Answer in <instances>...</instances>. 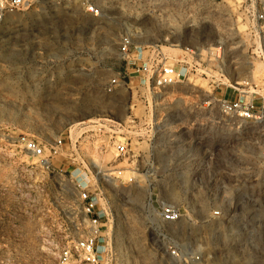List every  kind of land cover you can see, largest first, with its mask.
<instances>
[{"label": "rangeland", "instance_id": "374dc122", "mask_svg": "<svg viewBox=\"0 0 264 264\" xmlns=\"http://www.w3.org/2000/svg\"><path fill=\"white\" fill-rule=\"evenodd\" d=\"M96 1L101 21L77 4L38 0L0 26V264H59L89 231L85 188L108 218L102 264H187L171 257L176 244L202 264H264V122L225 115L215 100L231 99L241 80L264 96V64L251 58L244 26L201 10L187 13L191 26L171 19L162 29L129 0ZM146 22L160 38L134 43L163 46L178 70L190 69L165 88L130 74L108 94L130 71L121 36ZM220 45V56L186 52ZM158 203L179 208L182 221L157 228Z\"/></svg>", "mask_w": 264, "mask_h": 264}, {"label": "built area", "instance_id": "2783aa9c", "mask_svg": "<svg viewBox=\"0 0 264 264\" xmlns=\"http://www.w3.org/2000/svg\"><path fill=\"white\" fill-rule=\"evenodd\" d=\"M62 1L79 5L92 20L101 21L104 18L103 10L96 0ZM37 3L38 0H0V26L6 22L9 16L24 13ZM129 3L135 10L141 12L139 15L141 20L150 18L162 29L169 25L171 19L182 27L186 24L191 26L188 24L190 18L195 11L199 13L201 10L218 15L223 24L233 22L244 26V36L252 42L248 50L251 58L264 64V0H129ZM188 12L193 14L187 16ZM175 13H177L176 16ZM157 38L160 37L155 33V28L147 22L144 25L142 23L138 27L131 28L127 34L121 36L120 54L130 71L129 73L128 70L120 72L118 77L109 83L106 88L108 94H113L117 87L125 85L131 79L130 74L139 77L140 81L146 83L152 81L159 88L173 86L181 82L182 74L188 72L190 67L182 66L178 70V65L170 62L169 54L163 46L158 44L140 46L134 43L136 40H156ZM169 38L172 37L168 36L165 39ZM186 52L194 57L204 54L220 56L226 53V47L224 48L222 45L217 48L210 46L203 51L186 49ZM196 65L200 66L198 63ZM230 87L233 89L231 99H228L226 95L215 99L221 111L225 115L235 116L245 123L261 125L264 122V112L256 106V100H261L264 104V96L255 91L256 85L249 80H241L234 85L230 84ZM21 144L35 157H42L45 154L44 148L25 136L21 138ZM62 145L61 140L55 142L54 146L50 148V156L59 155ZM116 149L120 154L126 153V148L123 145L117 146ZM79 199L89 231L62 250L59 255V264H102L109 247L103 228L108 221L107 214L99 210V196L86 188L80 192ZM150 199L152 200V198ZM154 212L158 217L156 226L163 230L166 229L165 226L179 224L184 217L179 208L165 203H158V209ZM214 215H219V213L214 212ZM171 257L184 260L187 264H202L201 256L198 253L183 252L178 244L171 248Z\"/></svg>", "mask_w": 264, "mask_h": 264}]
</instances>
